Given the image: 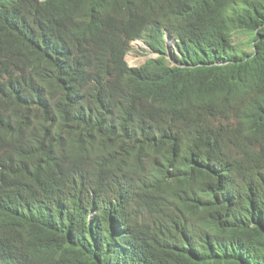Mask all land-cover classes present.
Segmentation results:
<instances>
[{
  "label": "trees",
  "instance_id": "1",
  "mask_svg": "<svg viewBox=\"0 0 264 264\" xmlns=\"http://www.w3.org/2000/svg\"><path fill=\"white\" fill-rule=\"evenodd\" d=\"M260 97L264 0H0V264H264Z\"/></svg>",
  "mask_w": 264,
  "mask_h": 264
},
{
  "label": "rangeland",
  "instance_id": "2",
  "mask_svg": "<svg viewBox=\"0 0 264 264\" xmlns=\"http://www.w3.org/2000/svg\"><path fill=\"white\" fill-rule=\"evenodd\" d=\"M139 47H136L135 45L132 46L129 54L126 56V60L130 65H141L144 63L148 58L153 57L157 55V53L151 49H147V51H144L140 49ZM225 140L230 144V139H233V135L230 131H225ZM229 137V138H227Z\"/></svg>",
  "mask_w": 264,
  "mask_h": 264
},
{
  "label": "clouds",
  "instance_id": "3",
  "mask_svg": "<svg viewBox=\"0 0 264 264\" xmlns=\"http://www.w3.org/2000/svg\"><path fill=\"white\" fill-rule=\"evenodd\" d=\"M142 42V44H141ZM170 41H168L169 43ZM144 43V44H143ZM135 45L136 47H139L140 45V49L144 50V51H147V49H151L153 51H155L157 53V56L159 57L160 56V53H162L161 51L157 50L156 48H154V46L152 45V42L149 40V39H144V38H136V39H133L132 41H130V47L128 49V54L132 48V46ZM147 48V49H146ZM168 50V45L165 47V55H167L166 51ZM126 56L127 54L124 56L125 59H126ZM150 58H153V57H150ZM148 58V59H150ZM147 59V60H148ZM127 61V60H126ZM128 62V61H127ZM129 64V63H128ZM143 64V63H142ZM130 65V64H129ZM131 66H135V65H131ZM225 139V138H224ZM226 141V140H225ZM227 142V141H226Z\"/></svg>",
  "mask_w": 264,
  "mask_h": 264
},
{
  "label": "bare ground",
  "instance_id": "4",
  "mask_svg": "<svg viewBox=\"0 0 264 264\" xmlns=\"http://www.w3.org/2000/svg\"><path fill=\"white\" fill-rule=\"evenodd\" d=\"M254 43H255V41H254ZM141 44H142V42H141ZM144 44V43H143ZM170 45H172L171 44V42H169V45H168V50L166 51V53H167V55H166V58L169 60V59H171V58H173V54L174 53H172L171 52V47H170ZM126 54H128V50L126 51V53H125V55ZM156 57H158L157 55L156 56H154V58H156ZM171 63V62H170ZM135 66H138V65H135ZM260 100H261V102H263L264 101V98L263 97H260ZM244 107V106H243ZM218 120H221V118H218ZM254 124V123H253ZM223 125H224V128H225V131H230L231 133H232V135H233V139L232 140H234L236 137V132H237V128L239 127V125L238 124H236L235 123V120L234 121H232L231 122V124L230 123H227V122H224L223 123ZM225 131H222L224 134L223 135H225ZM255 136V135H254ZM225 137V136H224ZM227 138H229V137H227ZM230 139V138H229ZM231 139H230V143L231 144H233V141H232Z\"/></svg>",
  "mask_w": 264,
  "mask_h": 264
}]
</instances>
